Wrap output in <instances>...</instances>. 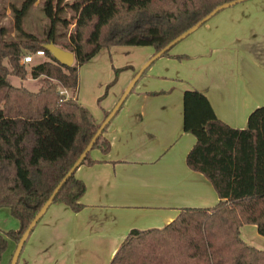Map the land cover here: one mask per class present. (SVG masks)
<instances>
[{
    "label": "trees",
    "instance_id": "obj_1",
    "mask_svg": "<svg viewBox=\"0 0 264 264\" xmlns=\"http://www.w3.org/2000/svg\"><path fill=\"white\" fill-rule=\"evenodd\" d=\"M61 1H42L49 27L41 37L20 29L21 18L35 0L10 6L17 38L5 39L6 28L0 24V208L17 221L16 229L0 232V260L7 239L17 242L98 127L88 110L59 88L76 90L79 67L100 48L150 46L155 53L216 6L232 0H71L67 5L72 30L65 41L57 42L55 25L67 24L59 18ZM48 41L72 53L71 65L51 57L42 46ZM170 49L160 57H187L170 56ZM35 50H42L44 59L27 69L19 61ZM7 74L42 77L41 84L29 91L6 82ZM182 106L183 131L195 137L186 164L210 181L219 200L211 207L180 208L161 228L130 229L109 264H264V250L247 244L239 233L242 225L253 224L264 237V106L249 113L244 128L221 121L196 89L184 91ZM105 126L90 149L107 151L101 135ZM88 151L78 165L93 162ZM73 172L50 204L61 203L76 212L82 207L84 185Z\"/></svg>",
    "mask_w": 264,
    "mask_h": 264
},
{
    "label": "crops",
    "instance_id": "obj_2",
    "mask_svg": "<svg viewBox=\"0 0 264 264\" xmlns=\"http://www.w3.org/2000/svg\"><path fill=\"white\" fill-rule=\"evenodd\" d=\"M141 49L137 67L154 54L153 48ZM169 54L187 57L154 60L102 131L107 151L90 149L93 162L75 168L74 177L84 185L82 207L72 212L61 203L49 204L23 242L16 264H109L130 229L161 228L180 208L218 202L210 181L186 164L195 137L183 131L182 96L187 89L202 92L215 115L233 128H244L249 113L264 106V0L220 10ZM137 67L124 73L120 90ZM71 97L88 108L76 94ZM115 101L100 111L87 109L95 123ZM239 233L260 249L255 225L244 224ZM14 247L7 239L1 264Z\"/></svg>",
    "mask_w": 264,
    "mask_h": 264
},
{
    "label": "rangeland",
    "instance_id": "obj_3",
    "mask_svg": "<svg viewBox=\"0 0 264 264\" xmlns=\"http://www.w3.org/2000/svg\"><path fill=\"white\" fill-rule=\"evenodd\" d=\"M22 1L23 0H0V24L6 28V34L4 35L5 39H13L19 36V30H17L14 26V19L10 11V6L18 8ZM42 1L43 0H35V2L27 9L25 15L21 18L20 24V29L34 34L37 37L44 35L49 27L48 20L45 18L43 15L44 13L41 10ZM70 2L71 0L61 1L62 10L59 13V18L65 19L67 24L62 25L61 23H57L55 25L54 37L57 42L65 41L68 33L72 30V12L67 5ZM141 48L151 50L152 47L110 46L108 48H100L93 57L79 67L78 85L76 91L69 88L61 89V91L65 92L69 96L76 94V97L83 99L87 103V109H90L91 107V109L100 111L103 106L109 107L112 101L114 102L121 94L122 90H120L119 85L124 77V73H131V71L136 69V64L138 63L137 61L141 57H139L140 50H142ZM24 54L26 55L27 52ZM31 58V62L24 63V66L27 69L30 65L44 59L43 56L33 55ZM145 61L146 60H144L140 65H142ZM3 64L8 67L5 59L3 60ZM121 66L125 68L120 71L113 70V68ZM41 79L42 77L31 78L30 76L20 79L11 74H7L5 76V80L9 84L17 87H24L29 91H36L41 84ZM111 80H113L112 83H110ZM107 85L108 87H106ZM105 89L106 92L104 93ZM16 223L17 221L8 214L5 208H0V231L16 229L17 227L14 228V224ZM262 238H258V242L256 243H258L257 245L260 249L264 250V239ZM6 251L7 249L5 252ZM9 260L10 256L6 259V262L3 263L7 264Z\"/></svg>",
    "mask_w": 264,
    "mask_h": 264
},
{
    "label": "water",
    "instance_id": "obj_4",
    "mask_svg": "<svg viewBox=\"0 0 264 264\" xmlns=\"http://www.w3.org/2000/svg\"><path fill=\"white\" fill-rule=\"evenodd\" d=\"M245 0H232L229 2L222 3L218 6H216L213 10H211L206 16H204L201 20H199L197 23H195L193 26H191L189 29H187L185 32L178 35L176 38L171 40L166 46L161 48L159 51L155 52L149 59H147L134 73V75L131 77L129 82L126 84L124 89L122 90L121 94L119 95L118 99L114 103V105L111 107V109L107 112V114L103 117L101 122L98 124V127L96 131L94 132L93 136L89 140V142L86 144L82 152L79 154L77 159L73 162L71 167L68 169V171L64 174V176L60 179V181L56 184V186L51 191L48 198L45 200V202L40 206V208L36 211V213L33 215V217L28 222L26 228L21 233L19 239L15 243V247L12 251V254L10 256V260L8 264H16L17 257L19 255V251L21 249V246L23 242L25 241L27 235L29 234L30 230L34 226V224L37 222V220L40 218V216L43 214L47 206L50 204L54 194L56 193L57 189L61 185V183L66 179V177L72 173L75 168L78 166L80 160L85 155V153L90 149L94 139L98 136V134L101 132L103 127L109 122V120L112 118L116 110L119 108L121 103L123 102L125 96L129 93L130 89L138 79L141 72L149 66L154 60L159 58L164 52L168 51L170 48H172L174 45H176L179 41H181L183 38H185L187 35L195 31L199 26H201L203 23H205L210 17H212L214 14L219 12L220 10L227 8L229 6H232L236 3L242 2ZM45 50L48 51V53L51 55V57L56 60L58 63L69 66L71 65L73 61V55L69 51L63 50L59 48L58 46L54 45L52 41H48L45 44L42 45Z\"/></svg>",
    "mask_w": 264,
    "mask_h": 264
},
{
    "label": "built area",
    "instance_id": "obj_5",
    "mask_svg": "<svg viewBox=\"0 0 264 264\" xmlns=\"http://www.w3.org/2000/svg\"><path fill=\"white\" fill-rule=\"evenodd\" d=\"M32 55L33 56H43V51L42 50H35L33 54H26L24 55L20 61L21 63H29L32 60Z\"/></svg>",
    "mask_w": 264,
    "mask_h": 264
}]
</instances>
